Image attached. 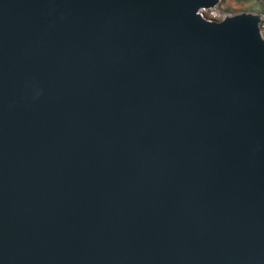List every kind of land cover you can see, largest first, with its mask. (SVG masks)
Returning a JSON list of instances; mask_svg holds the SVG:
<instances>
[{"label": "water", "instance_id": "1", "mask_svg": "<svg viewBox=\"0 0 264 264\" xmlns=\"http://www.w3.org/2000/svg\"><path fill=\"white\" fill-rule=\"evenodd\" d=\"M223 0H0V264H264V40Z\"/></svg>", "mask_w": 264, "mask_h": 264}, {"label": "built area", "instance_id": "2", "mask_svg": "<svg viewBox=\"0 0 264 264\" xmlns=\"http://www.w3.org/2000/svg\"><path fill=\"white\" fill-rule=\"evenodd\" d=\"M223 1L216 6H211V7L201 9L199 11L200 15L203 18L210 20V21H220V20H223L225 17H227L232 12L241 11V10L230 11V10L223 8L221 5ZM261 2L263 5V10L259 12L260 18H261L260 23H259V29H260L261 38L264 40V0H261ZM245 10H253V8H246Z\"/></svg>", "mask_w": 264, "mask_h": 264}, {"label": "rangeland", "instance_id": "3", "mask_svg": "<svg viewBox=\"0 0 264 264\" xmlns=\"http://www.w3.org/2000/svg\"><path fill=\"white\" fill-rule=\"evenodd\" d=\"M221 5L230 11L245 10L248 7H252L259 12L263 10L261 0H224Z\"/></svg>", "mask_w": 264, "mask_h": 264}, {"label": "crops", "instance_id": "4", "mask_svg": "<svg viewBox=\"0 0 264 264\" xmlns=\"http://www.w3.org/2000/svg\"><path fill=\"white\" fill-rule=\"evenodd\" d=\"M248 8H252V7H248ZM254 9V8H253Z\"/></svg>", "mask_w": 264, "mask_h": 264}]
</instances>
